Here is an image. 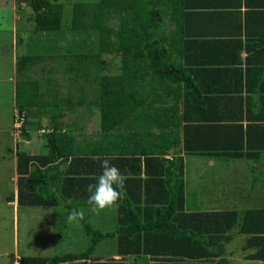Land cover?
Instances as JSON below:
<instances>
[{"label": "crops", "instance_id": "1", "mask_svg": "<svg viewBox=\"0 0 264 264\" xmlns=\"http://www.w3.org/2000/svg\"><path fill=\"white\" fill-rule=\"evenodd\" d=\"M176 32V47L178 49L176 62L181 65L189 78V86L186 91H183V93L185 92L184 98L178 105L177 114L179 118H188L189 122L181 121L180 126L183 124H203L199 119L204 118H222L220 122L214 121L213 123L220 124L225 122L223 120L226 118L238 115L239 103H241L242 108L241 124L244 125L246 123V106L249 105L250 107V104L257 99L258 94H264V0H183L181 10L176 15ZM15 59L16 56L13 59L14 65ZM11 81L15 84L13 79ZM193 87L196 88L197 92L192 89ZM246 87L248 90L245 89ZM12 90L14 93V85ZM42 90L39 88L36 96L38 99L44 100V108L31 107L35 108L34 119L40 125H36V128H33L35 130L28 131L22 136L25 141V149L17 151H22L29 156L45 155L47 148L44 134L48 133L53 126H59L61 134H66L71 138L68 144L77 156L87 155L92 158L93 162L90 161L89 163V165L91 164L92 175L95 173L102 174V160L108 159L111 165L118 167L121 173L128 177L126 198L121 201L123 203L127 200L129 204L124 208L125 214H128V210H130L140 216L141 224L156 223L155 216L158 214L156 210L169 207L172 202L170 221L174 226L173 229H176V235L168 234L165 236L153 231L150 233L142 231L137 236L135 235V238L127 236L121 243L120 236L113 233L119 228L117 208L106 209L99 214L92 212L87 204V195L84 196L88 194L87 192L84 195L79 191L68 193L66 201L62 200V202L52 205L18 204L16 199L18 174L16 173V149L14 148L10 159L9 178L12 192L4 197L5 205L10 207L12 211V249L11 252H8V249L0 246V264H7V261L9 264H19L20 260L24 258L50 259L54 256L80 253L86 254L79 259L57 264H99L105 262L121 264H214L219 259H225L231 264L235 261H239L238 264L246 263L245 257L249 252L246 251L245 242H242L243 246L239 248L241 253L235 255L234 258L232 257L234 253L230 249V244L234 238H243L244 241L245 236L232 231L231 233L234 234L229 240L227 236H229L230 230L227 226L223 227L217 223L223 218L224 212L248 208L245 206L246 204L240 207L235 206L233 203L231 204L230 200L236 202L238 198H251L250 190L247 195L242 197L229 198L227 182L232 175L229 169L225 170L226 177L224 179L216 176L217 173H214L215 181L211 179V174L209 178H206L207 181L209 179L213 182L210 193L204 191V187L200 186L201 182L198 183L199 186L191 189L187 177V167L189 166L187 159L188 157L205 158L207 160L206 165L210 169H213L216 163L228 168L232 165L235 168L234 173L237 172L236 168L239 166L247 168L248 173H251L250 168H254L253 174L262 175L260 169L264 167V154L255 161L184 154L179 149L181 144H178L168 147L161 155H148L147 158H152V160H144L145 157L140 156L139 164L134 160L122 161L120 158H127L130 155L126 152L120 153V148L127 151H147L159 150L166 145L173 144L176 131L174 122L176 112L173 115L172 128L165 129L166 123L159 124L157 122L160 118L164 120V114H170L169 111V113H165L162 109L168 105L167 99H148L147 102L152 105L147 111L140 110L139 117L131 115L120 127L111 129L108 133H101L99 112L94 103L78 102V107L81 109L55 112V122H53L50 119L52 114L50 110L53 109L54 105L53 101L49 99L51 95ZM206 98L212 99L207 100ZM251 110L255 111L256 106H252L249 111ZM84 115L87 117V123L81 125L79 120ZM163 130L167 132L171 130L172 133V135L167 136L166 145L165 143L160 144L155 139L156 137L154 138ZM177 132L181 141V130L177 128ZM6 133L7 136H10V132L6 131ZM138 134H145L147 140H142ZM176 157L181 158L182 161L181 202H176L175 178L172 177V180L168 181L166 176L167 163L161 161V159L174 160ZM69 161L70 157L65 163H59V171L64 170ZM197 164L198 162L195 165ZM77 165L79 166L70 169L80 171L82 163ZM137 165H139V172L136 173L138 171ZM256 166L258 170H256ZM168 170L176 174V166H172ZM204 172H196L195 177L192 176L194 181L201 180ZM170 186H172V193L175 195L170 192ZM62 187L64 188L66 185L63 184ZM242 190L237 187V193L240 195L244 193ZM23 207L32 210V212L39 211L40 208H54L56 214H59V219L67 218L71 207L84 209L83 221L73 225L77 233H73L74 235L72 234L70 237L69 234L63 236V238L71 241L70 244L68 243L69 247L72 245L78 249L63 251L59 254H47L45 250L34 251L31 245L22 249L17 239V214L18 210ZM46 213H48L47 210ZM134 223L133 221L128 222L130 226L137 224ZM85 224L94 231H99L102 234L112 232V235L102 238L100 242L89 249L91 236L85 233ZM70 226L72 224L66 222L64 229L67 230ZM120 246L124 251L119 249ZM232 258L235 260L233 261Z\"/></svg>", "mask_w": 264, "mask_h": 264}, {"label": "trees", "instance_id": "2", "mask_svg": "<svg viewBox=\"0 0 264 264\" xmlns=\"http://www.w3.org/2000/svg\"><path fill=\"white\" fill-rule=\"evenodd\" d=\"M182 2L183 0H97L93 3H74L72 5L69 30L77 35L84 33L93 36V43L96 46L95 53L92 50L88 53L79 52L80 59L94 58L100 54H113L119 57L118 73L103 74L98 78L96 76L93 78L98 87L97 101L94 104L99 112L100 131L108 133L111 129L123 125L129 116L139 117L141 111L150 109L152 104L147 102L148 99L165 98L168 105L162 109L163 112L169 111L170 114H164V120L160 118L157 122L159 124L166 123L165 129L172 128V119L176 112L174 121L176 131L173 144L166 145L167 136L172 135L171 130L169 132L163 130L154 138L156 137L155 139L160 144L165 143L166 146L159 150L147 151H127L120 148V153L126 152L130 155L127 158H120L122 161L134 160L139 164L140 156L145 157L144 160H152L147 156L161 155L168 147L178 144H181L179 149L184 154L255 161L264 154V94H258L257 99L250 104V107L246 106V123L244 125L241 124L242 108L239 103L238 115L226 118L223 120L225 122H221L222 124H213L214 121L220 122L222 118H204L199 119L203 124L180 126L181 121H188L186 117H177V114L178 105L184 98L185 92L183 93V91H186L189 86L188 74L176 62V52H178L176 15L181 10ZM27 5L33 13V33H60L62 17L60 3L49 0H28ZM109 19L116 21L115 27L106 23ZM70 56L71 54L68 55V57ZM36 58L39 59L40 56L28 54L15 59V73L18 79L14 84V107L18 114L23 115L21 129L26 109L33 106L43 109L45 104L43 99L36 98V93L40 88L38 81L20 79L23 71L27 66L32 65ZM72 58L73 60L76 58L75 61H78L75 54L72 55ZM190 85L192 86V84ZM21 87H23L22 92L20 91ZM192 89L197 92L195 87ZM245 89L248 90L247 87ZM53 104L55 105V103ZM252 106H256L255 111H249ZM54 117V114L50 115L53 122H55ZM177 128L181 130V141ZM59 129V126L55 125L48 133L44 134L47 148L45 155L29 156L22 151L15 152L18 204L52 205L62 202V200L66 201L68 193L79 191L84 195L87 192V185L97 182L96 178L101 173L91 174V164L89 165V163L92 158L87 155L77 156L68 144L71 138L66 134H61ZM22 134L25 135V132ZM144 135L138 134L142 140H147V136ZM69 157L70 161L67 167L59 171V163H65ZM161 161L167 163L168 169L176 166V174L167 169L166 176L168 181H171L172 177L175 178L176 202H181V158L161 159ZM78 163H82L81 170L72 171L70 168L78 167ZM137 166L136 173L139 172V165ZM250 170L253 172L255 169L250 168ZM254 179L256 180V177L253 176L251 181ZM63 184L66 187L63 188ZM170 192H173L172 186H170ZM89 195L88 193L84 196L88 198ZM170 205L156 210L158 212L155 216L156 223L141 224L139 215L130 210H128V214H125L124 208L129 206L125 200L117 208L119 228L113 233L120 236L121 243L127 236L135 238V235L137 236L142 231L148 233L153 231L165 236L176 235V229H173L174 226L170 221L172 215ZM222 217L217 224L223 227L227 226L230 230L229 236H227L229 240L233 237L232 231L245 236V247L251 252L245 257L246 263L244 264H264V207L229 210L224 212ZM131 221L137 224L134 223L135 225L130 226L128 222ZM84 228L85 233L91 236L89 249L100 242L102 238L112 235V232L102 234L99 231H94L86 224ZM119 249H122L121 246ZM122 251L124 250L122 249ZM85 254H64L50 259L24 258L20 260L19 264H57L79 259ZM214 264L231 263L225 259H219Z\"/></svg>", "mask_w": 264, "mask_h": 264}, {"label": "rangeland", "instance_id": "3", "mask_svg": "<svg viewBox=\"0 0 264 264\" xmlns=\"http://www.w3.org/2000/svg\"><path fill=\"white\" fill-rule=\"evenodd\" d=\"M49 1H56L62 5L60 33L58 34L32 32L33 13L27 5L28 0H0V246L8 249V252H11L12 249V211L10 207L5 205L4 197L12 192L9 181L10 159L14 148L16 151L25 149L22 132L26 134L28 131L35 130L33 128H36V125H40L34 119L35 108H28L25 111L22 129L13 127V118L17 112L13 102L14 93H12V88L14 84L11 79L14 81L18 79L14 69V56L28 54L40 56L39 59L36 58L32 65L27 66L20 79L38 81L40 90L43 89L48 95H51L49 99L55 103L53 109L50 110L51 115L55 112L81 109L78 107V102L95 103L98 87L93 78L95 76L98 78L99 75L103 74H116L119 71V57L113 54H100L94 58L80 59L79 52L88 53L92 50L95 53L96 46L93 43V36L84 33L77 35L69 30L72 5L74 3H93L97 0ZM106 23L112 27L116 25L114 19H109ZM70 54L71 56L68 57ZM74 54L78 57L77 62L75 61L76 58L74 60L72 58ZM20 91H23V87L20 88ZM79 121H81V125L86 124V115ZM6 131L10 132V136H7ZM187 161L189 165L187 167V177L191 189L199 186L198 183L201 182L200 186L204 187V191L210 193L213 182L209 179L207 181L206 178H209L211 174V179L215 181L214 173H217L216 176L224 179L226 171L229 169L231 170L230 174H232L230 177L228 176L229 179L227 178L229 198L242 197L247 195L249 190V194L251 193L252 196L247 199L245 197L238 198L236 202L230 200L231 204L233 203L238 207L246 204L245 206L248 208L264 207V167L259 168L262 170V175H256L252 172L248 173L247 168L243 166L237 167L235 173V168L232 165L228 168L216 163L215 167L210 169L206 165L207 160L201 157H188ZM195 162H198V164L195 165ZM257 168L256 166V170H258ZM199 171H205L203 177H201V180L194 181L193 177ZM253 176L256 177V180L251 181ZM237 187L244 190H242L244 192L242 195L237 193ZM53 209L40 208L39 211L32 212V210L23 207L18 210L17 239L22 249H26L27 246L31 245L34 251L45 250L47 254H59L63 251L78 249L72 245L69 247L68 243L70 244L71 241L63 238L66 234H69L70 237L73 233H77L73 226L76 223H70L72 226L67 230L64 229L67 218L59 219V214H56ZM46 210L48 213H46ZM242 242H244L243 238L237 237L230 244L231 252L234 253L233 258L241 253L239 248L243 246ZM246 251L251 252L250 249H246ZM245 253L247 254V252ZM7 262L9 264V261ZM238 262L235 261L233 264H238Z\"/></svg>", "mask_w": 264, "mask_h": 264}, {"label": "clouds", "instance_id": "4", "mask_svg": "<svg viewBox=\"0 0 264 264\" xmlns=\"http://www.w3.org/2000/svg\"><path fill=\"white\" fill-rule=\"evenodd\" d=\"M101 167L103 171L96 178L97 182L87 185V192L90 194L87 204L96 214L106 209L118 208L120 202L126 198L128 177L122 174L118 167L111 165L108 159L103 160ZM84 216V209L73 207L67 216V223H79Z\"/></svg>", "mask_w": 264, "mask_h": 264}, {"label": "built area", "instance_id": "5", "mask_svg": "<svg viewBox=\"0 0 264 264\" xmlns=\"http://www.w3.org/2000/svg\"><path fill=\"white\" fill-rule=\"evenodd\" d=\"M13 120H14L13 121L14 122V128L15 129H19L21 124H22V122H23V115L16 113L14 115V119ZM17 132H18V130H17Z\"/></svg>", "mask_w": 264, "mask_h": 264}]
</instances>
